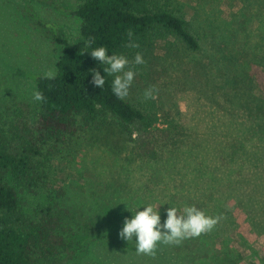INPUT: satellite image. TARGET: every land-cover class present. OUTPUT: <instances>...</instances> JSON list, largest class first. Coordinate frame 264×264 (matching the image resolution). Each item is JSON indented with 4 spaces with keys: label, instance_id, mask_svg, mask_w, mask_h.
Instances as JSON below:
<instances>
[{
    "label": "rangeland",
    "instance_id": "obj_1",
    "mask_svg": "<svg viewBox=\"0 0 264 264\" xmlns=\"http://www.w3.org/2000/svg\"><path fill=\"white\" fill-rule=\"evenodd\" d=\"M30 1L36 18L55 25L69 45L80 39V19L69 12L82 0ZM153 3L187 22L199 51H188L175 37L155 42L141 52L145 63L132 66L136 76L124 100L151 113L161 106L179 110L176 149L155 148L154 156L141 157L114 124L92 128L67 143H50L38 157L45 169L37 172L47 178L36 188L19 185L23 211L50 207L62 218L66 245L50 264H264L260 149L238 151L233 164L240 170L232 178L229 160L212 144L214 137L224 142L234 129L244 133L247 144L261 146L264 71L258 69L264 61V0ZM24 7L22 0H0V111L6 123L35 119L34 76L55 71L62 53L52 30L34 23ZM255 78L261 83L255 84V94L262 97L252 93ZM150 87L157 90L155 100L144 98ZM250 130L253 136L246 135ZM149 204L159 206L161 223L168 208L182 212L185 206L225 219L180 246H159L155 258L106 241L105 234L117 226L122 230L126 218Z\"/></svg>",
    "mask_w": 264,
    "mask_h": 264
},
{
    "label": "trees",
    "instance_id": "obj_2",
    "mask_svg": "<svg viewBox=\"0 0 264 264\" xmlns=\"http://www.w3.org/2000/svg\"><path fill=\"white\" fill-rule=\"evenodd\" d=\"M22 1L24 12L34 23L52 30L53 40L62 46V53L55 64L54 79L34 76L36 91H41L46 99L38 102L32 122L15 119L6 123L0 111V264H50L66 245L61 232L64 231L62 218L50 207L27 213L18 196L20 184L36 188L47 178L46 173L37 172L45 169L38 157L50 143H67L92 128L114 124L139 156L149 158L157 151L176 149L172 145L181 134L179 110L174 106H161L159 111L151 113L117 99L112 92L114 77L106 76L103 71L106 65L93 59L91 51L105 46L109 55L129 58L137 52L151 50L165 36L175 37L193 53L199 51L200 45L185 20L157 7L153 0H82L69 12L81 22L80 39L73 46L55 32V25L36 18L30 0ZM129 30L134 33L139 48L126 47ZM90 37H95V41L88 46L85 42ZM94 70L105 77L103 89L91 83ZM260 70L264 71V61ZM251 82L253 95L262 97L254 91L255 84H261L258 78ZM246 135L253 136L252 130ZM243 136L244 133L229 129L224 142L214 137L212 143L229 160L228 174L232 178L238 177L240 170L239 165L233 164L238 160V151L247 147L260 149L264 168V137L258 135L261 146H257L247 144ZM155 148L159 150L155 152ZM248 206L251 207L250 203ZM120 231L118 226L112 229L105 234L106 241L113 247L135 251V244L124 243L119 237Z\"/></svg>",
    "mask_w": 264,
    "mask_h": 264
},
{
    "label": "clouds",
    "instance_id": "obj_3",
    "mask_svg": "<svg viewBox=\"0 0 264 264\" xmlns=\"http://www.w3.org/2000/svg\"><path fill=\"white\" fill-rule=\"evenodd\" d=\"M134 33L127 32L128 48H139L140 45L134 40ZM95 37H90L86 45L91 46ZM90 56L106 65L103 69L106 76H113L112 92L115 97L123 101L129 95L136 72L133 65H143L145 60L139 52L130 61L124 55L108 54L105 46H99L91 51ZM55 71L49 70L44 74L45 79H54ZM91 83L94 87L103 89L106 80L102 77L100 71L94 70ZM157 90L154 87L146 89L144 92L145 100H155L154 94ZM33 99L36 102L45 101V96L41 91L33 93ZM159 206L149 204L143 207L142 211H136L131 219L124 220V226L119 232V237L123 240L135 241V251L137 255H143L155 258L159 246H180L183 241L198 238L203 234H208L225 219L223 215L215 217L208 216L203 210L196 206H185L181 211L176 207H170L166 212V220L161 223V216L158 211ZM135 238V239H133Z\"/></svg>",
    "mask_w": 264,
    "mask_h": 264
}]
</instances>
